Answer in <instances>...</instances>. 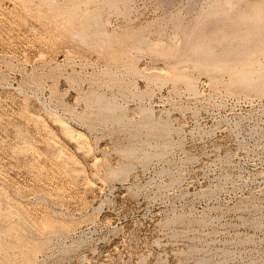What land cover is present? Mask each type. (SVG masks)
I'll use <instances>...</instances> for the list:
<instances>
[{"label":"rangeland","instance_id":"obj_1","mask_svg":"<svg viewBox=\"0 0 264 264\" xmlns=\"http://www.w3.org/2000/svg\"><path fill=\"white\" fill-rule=\"evenodd\" d=\"M263 39L264 0H0V264H264Z\"/></svg>","mask_w":264,"mask_h":264},{"label":"bare ground","instance_id":"obj_2","mask_svg":"<svg viewBox=\"0 0 264 264\" xmlns=\"http://www.w3.org/2000/svg\"><path fill=\"white\" fill-rule=\"evenodd\" d=\"M230 4H231V2H230ZM225 5L227 6V4H225ZM228 8H229V7H228ZM230 8H231V7H230ZM249 12H250V11H249ZM250 13H252V12H250ZM246 14H247V13H246ZM226 15H227V14H226ZM223 16H224V15H223ZM238 16H239V15H238ZM261 16H262V15H261ZM214 20H215V19H213V21H214ZM217 20H219V19H217ZM220 20H221V19H220ZM231 20H232V19H231ZM238 20H240V19H238ZM254 20H255V19H254ZM214 22H215V23H214ZM214 22H212V23H213L215 26L218 25V24L220 25V24L222 23V22H221V23H218L216 20H215ZM216 22H217V24H216ZM226 23H228V22H226ZM241 23H242V22H241ZM246 23H247V22H246ZM231 24H232V23L230 22V25H231ZM238 24H239V22H238ZM252 24H253V23H252ZM255 24H256V23H255ZM210 25H211V24H210ZM223 25H226V24H223ZM240 25H241V24H240ZM246 25H247V24H246ZM243 26H244V24H243ZM211 27H212V25H211L209 28H211ZM217 27H218V26L213 27V29H215V28H217ZM233 27H234V26H233ZM239 27H240V26H239ZM236 28H237V27L235 26V29H236ZM262 28H263V27H262ZM233 29H234V28H233ZM236 30H237V29H236ZM208 31H209V30H208ZM233 31H234V30H233ZM248 32H249V31H248ZM257 32H258V31H257ZM220 33H222V32H220ZM231 33H232V32H231ZM218 34H219V33H218ZM250 36H251V35H250ZM255 37H256V36H255ZM261 37H262V36H261ZM258 38H259V37H257L256 39H258ZM218 39H219V38H218ZM220 39L223 40L222 37H220ZM260 40H261V39H260ZM263 40H264V39H263ZM218 41H219V40H218ZM235 41H236V40H235ZM241 41H242V40H241ZM237 42H238V41H237ZM256 42H257V41H256ZM256 42H255V45H257ZM215 43H216V41H215ZM232 43H233V42H232ZM218 44H220V43H218ZM228 44H231V43H228ZM228 44H225V45L228 46ZM237 44H239V43H237ZM227 46H226V47H227ZM236 46H237V45H236ZM236 46H235V47H236ZM238 46H239V45H238ZM213 47H216V46H213ZM226 47H222V49L220 48V50L223 51V48H226ZM231 47H233V46H231ZM240 47L242 48V46H240ZM254 47H255V46H254ZM254 47H253V48H254ZM227 48H228V47H227ZM227 48H226V49H227ZM238 48H239V47H238ZM244 48H245V47H244ZM228 49H229V48H228ZM231 49H232V48H231ZM209 50H210V49H209ZM218 50H219V49H218ZM238 50H240V48H239ZM242 50H243V48H242ZM254 51H255V48H254ZM202 53H203V52H202ZM204 54H205V53H204ZM245 54H246V53H245ZM229 55H230V54H229ZM227 56H228V55H227ZM239 56H240V55H239ZM241 56H242V55H241ZM245 56H246V55H245ZM250 59H251V58H250ZM250 59H249V60H250ZM235 61H236V60H235ZM237 61H238V60H237ZM243 63H244V62H243ZM249 63H250V62H249ZM257 64H258V63H257ZM259 64H260V63H259ZM262 64H263V63H262ZM263 65H264V64H263ZM244 66H245V65H244ZM250 66H251V65H250ZM256 66H257V65H256ZM244 68H245V67H244ZM244 68H242V69H244ZM259 68H260V67H259ZM263 68H264V67H263ZM253 70H254V69H253ZM235 71H236V70H235ZM247 71H248V70H247ZM244 72H245V71H244ZM257 72H258V71H257ZM263 72H264V71H263ZM235 73H237V72H235ZM235 73H234V74H235ZM254 73H255V72H254ZM245 75H246V73H245ZM245 75H244V77H245ZM258 76H259V75H258ZM232 77H233V76H232ZM252 77H253V76H252ZM261 77H262V76H261ZM254 78H255V77H254ZM240 79H241V77H240ZM247 79H248V78H247ZM255 79H256V78H255ZM262 79H263V77H262ZM241 82H242V81H241ZM245 83H246V81H245ZM250 83H252V82H250ZM238 84H239V83H238ZM246 84H247V83H246ZM246 84H245V85H246ZM248 84H249V83H248ZM262 84H263V83H262ZM246 86H247V85H246ZM190 87H191V86H190ZM257 87H259V86H257ZM262 87H263V86H262ZM240 88H241V87H240ZM259 89H260V88H259ZM190 90H191V89H190ZM243 90H244V89H243ZM191 91H192V90H191ZM193 91H194V90H193ZM235 91H236V90H235ZM254 92H255V91H254ZM256 93H257V92H256ZM258 93H259V92H258ZM63 126H64V125H63ZM112 171H113V170H112ZM112 171H111V172H112Z\"/></svg>","mask_w":264,"mask_h":264}]
</instances>
